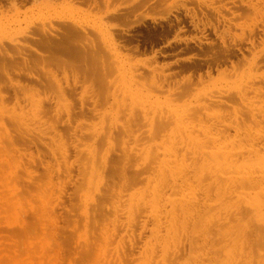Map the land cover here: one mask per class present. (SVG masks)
Returning a JSON list of instances; mask_svg holds the SVG:
<instances>
[{
    "label": "rangeland",
    "instance_id": "374dc122",
    "mask_svg": "<svg viewBox=\"0 0 264 264\" xmlns=\"http://www.w3.org/2000/svg\"><path fill=\"white\" fill-rule=\"evenodd\" d=\"M39 1L42 2V3L38 2L39 5H38V3L36 5L35 4L33 5L32 2L29 1L28 3L21 5L20 10L19 9L17 10L16 8L11 9V11L5 10L4 9L5 7L10 6V4H8V3L5 4L6 6L4 8L0 6V12H1V8L4 11V12L3 11L1 12L2 14H0L1 15L0 16V22H3L4 20H5L4 22H7V21L10 22L12 20H15V26L14 27H17L15 29L11 30V32L7 31V33H12L13 31H15L18 28L24 29L27 26L28 19H34V18H36V15L38 17L39 15H43V14H45L44 15L45 18L47 17L49 19L48 21H51V23L53 24V27H55L54 24L56 25L55 31H60L62 29V21H60L59 17H63V16L65 17L66 16V17L70 18L69 16L71 15V17H73V18L76 17V18L82 19L84 21V23L89 24L92 27L95 25L96 27L99 28V26L104 23V25L102 27L105 28V26H106L114 34L121 33L122 30L126 29L130 25V23H131L130 21L132 19H133L132 20V22H133L134 19L137 20L139 18H143L145 21L144 23L146 25L144 24V26H139V27H135L133 29H130L129 33L131 34V33H135L138 31H143V33H145V37L148 40H147V42L144 43V45H143V47H141V49H145L147 52H151L152 50L158 48V46L162 45V44L174 45V41H173L174 39H173L171 32H169V33L161 32L162 28L166 27V23H162L160 25L159 24H152L150 17H160V15L162 16L166 12L167 7H169L175 1H177L179 5L185 4L188 7H190L191 12L192 11H198V10L201 11L199 8V1L198 0H156V1L153 0L150 3H147L145 7H143L144 10L142 8H138V9L133 8V5H134V3H136L135 2L136 0H127V1H125V0H108V1L107 0H103V1L102 0H87L89 2L88 4L86 2H81V0H71V1L62 0L63 2L61 0H53L54 2L52 0H50V4L54 8L57 9L56 12L52 11V9H50V12H47V9L44 8V5L47 3V1L43 0L45 4H43L42 0H39ZM200 1H206L208 4L209 3L211 4V2H213V6L215 7V9L217 6L219 8L222 5L227 7L224 11H225V13H227V16L233 20L231 25H235V28L233 30H231L232 34L233 33L240 34L241 33L240 26H243L244 32H246V33L248 31H250L249 29H251V28H253L255 30L257 29L256 31H258V32H259V29H261L260 32L263 31L262 28L264 29V22H263L264 16L262 18H259L256 23H254L252 20L254 18V14H253V16L250 15V16L244 17V15H246V13H245L246 11H248L249 14H252V11L248 10L247 7H245V11H244L245 14L243 13V11L239 10V8L236 5L240 4V1H242V0H226L227 2L225 0H211V1L210 0H200ZM224 1L226 3H224ZM92 3H94V4H92ZM167 3L169 4L168 6H167ZM72 4H74V6H72ZM75 6H77L81 11L78 8H77L78 10L74 9ZM104 6H106L108 8V10L111 9L112 11L111 10L106 11L107 8ZM40 7H42V8H40ZM69 7H71V8H69ZM72 7L76 11H72V10L69 11V9H72ZM193 7H194V9H193ZM196 7L198 8V10L195 9ZM101 8H103V9L101 10ZM105 8H106V10H105ZM116 8H117L116 13L112 14V12H114L116 10ZM261 8H263V9H260V7H259L261 13H263L264 12V4H261ZM27 9H28V11H26ZM37 9H39V10H37ZM87 9H88V11H87ZM97 9H99V10H97ZM40 10H41V12H40ZM36 11H38V13ZM89 11H91V12H89ZM185 11L186 10H182V9L172 11L171 12L172 14H169L167 16L168 17L167 21H169L170 19H173L174 15H178L180 12H185ZM230 11L233 12V15H234V12L238 11L237 14L235 13V16H238L239 13H241V15H243V16L235 17V16L231 15L232 13ZM210 12H213V9H211ZM29 14H30V17H27V16H29ZM23 15H24V17H23ZM25 17H27V18H25ZM126 17L128 19H126ZM22 18H25L26 21L25 20L23 21ZM21 19H22L21 22L17 21V20H21ZM105 19H106V21H105ZM122 19H123V21L126 19V21L121 22ZM109 20H111V21L109 22ZM115 21H116V23L117 22L119 23V26H118V28L113 29V25H114ZM19 23H21V24H19ZM56 23H58V24H56ZM18 24L20 25V27L17 26ZM48 24L49 23H47V25ZM116 25H118V24H116ZM153 26H154V28H153ZM260 26H262V27H260ZM92 27H91V29H92ZM48 28H49V26H48ZM220 30H222V28ZM52 31H54V30H52ZM87 31L89 32L88 36H86L87 38L85 37V35L83 36L87 39V42L89 43L90 41H92L94 39L97 46L100 47L101 46L100 36L97 35L98 37H96V36L92 35V33H90L89 29ZM158 31L161 34H163V35H161L162 40H160L157 43H154V46H152L153 41H154L153 40V34L159 33ZM232 34L229 37H227V43L232 44V46H233L234 42H232V41L234 40V38L232 37L233 36ZM178 35L185 37V38L186 37H190V38L194 37V36H191V34L187 35L185 33H176L174 36L176 37ZM185 35H187V36H185ZM15 36H16V34L13 33L12 38H15ZM4 38H7V37L5 35L4 36L0 35V39L2 41L7 42V40ZM21 38L22 37L20 36V40L23 41ZM90 38H91V40H90ZM86 39H85V42H86ZM5 44L10 46V44H8V43H5ZM66 46H69V45H66ZM249 46L250 45L248 44V46L246 47V50L248 49L247 51H250V52L244 51V54H246V58H248V59L252 58L251 54L253 52H258L263 48L261 46V44H257V46L255 47V50H252L251 47H249ZM144 47H146V48H144ZM251 50H252V52H251ZM157 51H159V50H157ZM159 52H162L164 54L168 53V52H170V48H163ZM184 52H187V50H185ZM189 52H192V51L190 50L187 53H189ZM180 53L182 54L183 52H180ZM214 53H215V51H214ZM59 54H57V58L59 57L61 59H67V65H66V68L63 67L64 71L62 70V68H59L58 69L59 71L56 69H52V71L55 75L54 79H57L54 81L55 82L61 81L60 85L62 86L61 88L63 90H64V87L66 89V85H70V84L72 85L73 80L76 81L77 78H75V76L78 77L77 82L80 83V84L78 83V86H76L75 91H73V93L71 92L72 94L70 93L69 89H66L67 92H66V90L63 91V93L65 94L66 97L65 98L63 97L64 100L63 101L60 100V102H59L60 105L62 103V106L59 108L60 112L58 113L60 115V117H59L60 119L57 118V115L55 114L56 112L54 111V107L56 105L54 103L57 101V98L52 95L53 94L52 91L50 92L47 89L43 91V89L41 88L40 96L42 95V97L38 99L39 94L37 96H36V94H34L33 95L34 97H32V98L36 97L37 98V99L35 98L36 102L40 103L41 105H44L46 103V97L49 96L50 104H51L50 106L52 109V110H50V113L47 115L49 117H47L45 115H44V117L43 116L41 117V115H40V117L34 119L31 115V111H30L31 106H29L30 105L29 102L27 101L26 98H24L23 94H20V95H22V97H20V95H19V105H20L19 107L23 108V110H22L23 115L26 116L25 118L28 121V123L30 124L29 128H30V131H32L31 134L27 133V134H29L27 136V134L25 133V135L23 137H21L22 136L21 134H23V133L17 132V130H13V127L8 122L5 121L7 124L6 126L7 127L9 126V128L11 127L10 133L12 132V134H11L12 140H11V142H10V140L6 141V139L3 138L4 135L1 137L3 140L6 141L3 145H6V143H9L8 144L9 146L6 145V146H8V150H7L8 154L0 157V178H1L0 179V264H45V263L48 264V262H49V264H96L97 262H98L97 264H101L100 262H102V264L103 263L104 264H141V262H142V261H140L141 259L143 260V263H144V259H143L144 254L142 255V253L146 249V248H144V247H146L145 243H147L151 237L150 235H151V229L153 227L152 226L153 225V223H152L153 218L151 219V216H149V209L148 208H146V209L142 208L141 213L138 215L139 217L137 216L138 217L137 220L132 223L133 225H130L131 227L130 226L128 227L127 226L128 222L126 220V217H127L126 210H124V209H125V206L127 205V203L129 202L128 200H130L131 197H132V200L134 202H136L137 199L139 200V198L142 197V195H143V197L145 196L144 197L145 200H148L147 196L151 194V190H152L151 188H153V186H154L152 184L156 183L155 181H153L154 180L153 177L156 175V172H157V165L158 164H156V163L161 161L162 158H163V160H166L168 158L174 159L175 156H176L175 159L176 158H177V160L185 159V161L188 163V162L192 161L191 159H194V158L195 159L199 158L202 160L205 158L210 159L209 156H214V154L219 156L222 153H224L225 155H228L230 153V155H228V156L232 157V155H234V153H235V155L238 153L235 157L234 156L233 157L236 159L238 158V160H240L243 158L244 155L246 156V154H249V153H247L249 150H251L250 151L251 153L252 152L256 153V152H258V150L259 151L263 150L261 152L264 153V127H263L264 123L262 121V120H264V116H262V115H264V113H263L264 112L263 111L264 105L263 106H262V104L260 105L261 100H264V95L259 96V98L262 97L263 99L260 98V101L255 102V103L259 104L261 107L260 110L256 109L255 112H257V113L260 111L262 112V113L260 112L261 115H259V118L257 117L258 119H255V121L256 122L258 121L257 123H259V122L263 123V125L258 124L261 127L258 126L257 123L252 119L253 122H255V128H254L253 124L250 125L252 122L250 118H248L245 115H242L241 113L239 114V112H238L239 101L238 100H237L238 102L236 101L238 104L236 102L234 103V101L236 99L234 100L233 98L231 99L230 97H228L229 95L235 96L236 95V94H234L235 92L238 93L237 91H239V89H238L239 88V82L242 81V79H244L245 81H248V80L249 81H252V80L255 81L257 79L264 78V65H261V63L256 68V70H252L254 73L256 72L255 74L258 78L248 77V73H249L248 62H246L245 67H243L244 62H242L243 66H241V69L239 67L241 65V63H239V65H238L240 70L236 69L237 71H234V70L231 71L232 69L229 66H226L225 68L221 67V68H219L220 70L218 69V71L217 70L216 71H210L209 76L205 75L204 73H201V76H196L195 78H193L191 84H188L184 80V78L186 79L188 76V75H186L187 73L179 72L173 76L172 74H174L175 71H178L177 68H174L173 66H172L173 68H171V69H168V68L156 69L157 70V71H155L156 73L161 72L162 75H167L164 83H162V84H161V82L157 83V85H160L162 91L159 90L156 92V89L152 88L147 80H145V81L147 82L148 85H146V83L144 82V79H142V77H140L138 79L139 83L136 86H133L134 89L137 90L136 92L139 91L138 92L139 94L138 93L136 94L135 90H133L132 93L136 97L139 96L140 97L139 100H141V101L136 100V103L138 104V106H135V107L137 109L139 107V109H140V108H142V106H144L145 111H143V109H140V111H139V109L137 110L135 108L136 110L134 109L133 114H131V112H129V110H128V106H126V105H129L128 101H130L129 95H127V94L131 93V92H129L130 90H128L127 88L132 87V84L130 82L128 84V81H127V80H129L128 78L130 76V75L126 74L127 73L126 70L129 69L128 66H125V67L122 66V65H125V62H123V64H122V62L119 63L121 61V59L115 60L114 58L110 57L109 54L106 55L108 60H105L106 58H104V57L96 60L97 62L98 61L101 62V60L102 61L104 60V62L106 63V66L105 65L101 66V63H100L101 69L102 68L105 69V72L102 69L104 72L103 74H105V77H107V75L109 76L104 81L105 78H102V79L100 78L101 76L104 77V75L103 74L101 75L102 70L99 71L100 66H98L96 64L97 62L94 63L93 61L91 62V60L83 61V60L78 59V58L65 56L63 53H59ZM103 54L104 53H102L101 50L99 49L98 56H100V55L103 56ZM145 55H147V54H145ZM145 55L142 54L141 55L142 57L141 56L138 57V55H134V56H132V59H130V61H128V65L129 64L133 65V67H132L133 69L131 70L132 73H134L135 70L140 69L141 71L146 72V73H144V75L148 76V74H150V72H149L150 70L145 68L142 65L143 63H146L148 65V67L153 68L157 64L160 65L163 63L164 65L168 66V65H173V63L175 64L178 61L183 62L188 57V56H186V57L185 56H183V57L179 56V57H177L179 59H177L175 61H173V60L176 57H173V58L172 57H162V60L160 59L161 62L160 61H156V62L151 61L150 62V61H145V59H144L146 57ZM135 57H138V58L135 59ZM241 57L242 56H240L239 58H241ZM50 59L54 60L53 58H50ZM171 59H172V61H171ZM217 59H219V58H217ZM143 60H144V62H143ZM139 61H141V62L138 63ZM236 61L239 62V60H236ZM259 61H258V63H259ZM53 62H55V61H53ZM53 62H51V63H53ZM157 62H159L160 64ZM107 63L111 64L110 67L108 66ZM208 63H210V61H208ZM94 64H96V66H93ZM31 65L34 66V64H32V63H31ZM92 67H95V68H92ZM97 67H98V69H97ZM77 68H82V69L88 68V74H87L88 77H86V79L83 78L80 74V71L77 70ZM90 68L93 70L94 69L96 70V72H93L94 78L91 77L92 71H90L91 70ZM206 68H207V66L204 67V69H206ZM224 69L226 70V72H225L226 75L220 74ZM253 69H255V68H253ZM29 70L30 71L32 70L34 74H38L42 78L45 77L44 76L45 73L43 71H41L42 69H40V67H34L32 69L29 68ZM106 71H107V73H106ZM229 71H231V72L229 74H227ZM242 72L245 74V75L243 74L244 76L242 75ZM43 73H44V75H42ZM76 73H78V74H76ZM251 75H253V74H251ZM198 77H200V79H198ZM89 78L92 79V81H90V83H88L89 82L88 80H90ZM250 78L252 80H250ZM17 79L21 80L18 75H15V81H17ZM83 79H84V81H82ZM22 80L23 81L21 84H23L25 82L23 78H22ZM49 80H51V82H52V79H49ZM101 80H103V81H101ZM91 83L92 84L94 83V84L92 85ZM249 83H251V82H249ZM24 84H26V83H24ZM24 84L22 86H24ZM88 84H89V86H87ZM110 84L112 85L111 87H110ZM0 86H4V85L1 83ZM187 86L189 89H186ZM86 87H90V89L88 88L86 91H84ZM150 87L152 89H150ZM173 87H174V89H173ZM34 88L37 89V87H34ZM108 88H110L109 89L110 91L108 90ZM163 88H164V91H163ZM169 89L172 90L173 92H169ZM175 89H176V91H174ZM0 90H1L0 92L2 93V95L6 96V97H3V99L1 100V93H0V100H1L0 103L3 102L2 103L3 105L6 103L5 106H7V108L5 106H4V108H6L7 110H10V111L15 110V109H12L13 108L12 106L15 102V100L13 102V95H14L13 89H11V88L8 89L6 87H4V88L0 87ZM113 90H114L115 94H119L120 91L122 90L121 91L122 96L124 95V92L127 93L124 95V97H128L126 100L127 104L124 101V103L126 105H124L123 108L118 107L116 109L115 104L112 101V99H106L107 102L104 99L105 96L108 95V92L110 95L112 93L111 91H113ZM184 90H185V92H184ZM3 93H5V94H3ZM140 93L142 96H140ZM45 94H47V96ZM171 94H173V95H171ZM96 95H98L97 101H99L100 103L97 102V104L93 108L92 107L93 104H92V101L90 99L93 96L95 97ZM248 95L250 97L253 96L251 92H249ZM81 96L82 97L84 96V97L82 98ZM141 97H142V99H141ZM143 97L149 98V99H147L148 101L146 100V98L144 99ZM23 98H24V100H23ZM211 99H212V101L218 100V99H223V100L225 99V100H228L227 102H229L230 104L228 103V104L220 105V107L221 108L224 107V109L222 108L223 109L222 110L219 107L220 108V110H219L218 108H216L217 107L216 105L215 106L208 105V102H210ZM149 100H151V101H149ZM231 100H234V101H231ZM22 101L23 102L25 101V102L23 103ZM26 101H27V103H26ZM81 101H83L84 103H81ZM139 102H141L142 104L144 103V105H141ZM136 103H135V105H137ZM150 103L155 105V107L152 105L149 106ZM232 103L237 104V105H233ZM2 104H0V107H3ZM81 104L86 106V107H84V110H81V106H82ZM204 104H207V106H205V109L202 107V106H204ZM146 105L149 107H147ZM226 106H228L229 108H227ZM58 107H55V110ZM65 107H68V108H65ZM87 107L89 109L92 108L94 110L88 109L89 110L88 111ZM225 107L227 108V110L225 109ZM146 108H147V110H146ZM148 108L152 109L151 112L149 111L150 109L148 110ZM154 108H156L155 110L157 112H155ZM187 108H189V109H187ZM199 108H202L200 114H202L204 112H205L204 114H206V113L209 114L211 112V114L208 115L209 117H206V115H203L201 118L196 117V116H192L188 119V121L186 120L187 124L188 123H189V125L192 124V126H193V127L191 126L192 134L196 135L195 136L196 139L197 140L199 139L198 142H200V140H202L204 138V136H206V134L208 136V139L204 138L200 142V143H204L205 145L204 144L202 146L199 145L200 147H198V148H201V149H199L198 151L202 156L200 155L197 157V156H192V154H190L189 151L186 150L187 147H183L184 145L179 140L180 139V137H179L180 136V132H179L180 130L177 131V127L173 123L169 124L170 127H168V124H167V127H168V129H167L168 131H167V130H165L167 128L165 126L166 124L163 125V126H165V128H162L163 126L160 127L159 126V120H157V119L159 118V115H162V116L165 115V114L164 115L159 114L160 113L159 110L164 111V113H166V111L169 110V111H173V112H180V113L183 112L184 114L187 112L186 114H190L191 112L197 111V109L200 110ZM24 109L26 110V112ZM66 109H68V110H66ZM122 109H123V111H122ZM224 110L226 112H224ZM15 111L19 113L18 107L16 108ZM146 111H148V113ZM236 111H237V114L235 113ZM188 112H190V113H188ZM139 113H142V114L140 115ZM144 113L145 114L147 113V114L143 115ZM212 113H214V115ZM68 114H69V116L71 115L69 118H68ZM131 115H133V117L130 118ZM140 116L142 117V119ZM239 116L242 119H240ZM134 117H135V119H134ZM235 117L236 118L239 117L237 119L238 120L237 123H239L238 125L239 126L241 125V127H242V123L244 126L245 124H248L246 122H248L250 120L251 122H249L250 123L249 126H251L252 129H251V127H248L245 125L244 127H246V131H240L237 135V132L235 131V129H237L239 126L235 125V124H237L236 122H234V121H236ZM144 118H146V119H144ZM147 118H149V120ZM197 118H198V120H197ZM260 118H262V119H260ZM57 119H59V121H56ZM139 119H140V122H142L143 124L139 123ZM133 120L138 122V126H136L137 125L136 122H135L136 123V125H135ZM241 120H244L245 122L241 121ZM144 122H146L147 124ZM191 122H193V123H191ZM41 124H43V125H41ZM139 124H140V126H139ZM151 124H153V126H151ZM172 124H173V126H172ZM197 125L200 129L197 127ZM224 125H226V126H224ZM229 125H231L230 128H228ZM126 126H127V128L132 127L130 129L131 133L130 134L126 133V134H128L127 136H126L125 132H129V131L126 130L127 129ZM142 126H144V127H142ZM171 126H172V128H171ZM216 126L219 128H217ZM233 126H235V128ZM236 126H237V128H236ZM106 127H108V128H106ZM205 127L206 128L211 127V130L205 131V129H206ZM215 128H217V129L215 131H213ZM222 128H223V130H221ZM258 128L260 129L261 133L263 132V135L257 136V138L260 137L259 138L260 141H258L259 144H256V146H259L260 148L258 150L256 148L248 149V147H246V145H248V143H252L251 139L256 135V130H254V129H258ZM33 129H35V130H33ZM103 129H104V131H103ZM106 129L108 130L107 133L109 132V133H111V135L114 132L113 138H112V136L109 139L107 137L103 138ZM112 129H113V131H112ZM118 129H119V131H118ZM217 130L219 132L221 131V134L219 135V133H218L219 136H216V138L214 139L215 141L214 140L211 141L209 136L211 134L212 135L217 134L216 133ZM226 130L228 132H226ZM102 131L104 132L103 135L100 134V132H102ZM160 131H161V133H160ZM93 132H97V133L94 134ZM193 132H195V133H193ZM210 132H212V133H210ZM122 133H124V134H122ZM172 133H174V134L172 135ZM222 133H223V135L226 133L227 136H225L226 134L223 136ZM228 133H229V135H228ZM0 135H2V133ZM96 135H98V136L100 135L99 137L101 139ZM194 135H192V136H194ZM228 136H230V137H228ZM236 136L239 137L240 139H237ZM249 136H250V138H249ZM1 138H0V141H2ZM175 138H177L179 142ZM217 138H219V140ZM244 138H246V139H244ZM102 139L103 140L106 139V140L103 141ZM206 139H207V141L208 140H210V141L207 142V141H205ZM16 140H18V141H16ZM111 140H112V142H111ZM217 140H218V142H217ZM232 140H234V141H232ZM106 141L109 142V144H108L109 146L106 144L107 143ZM203 141H205V142H203ZM14 142H16V143H14ZM166 142H167L168 146L171 145L172 147L170 146L171 147L170 148L167 145H165ZM214 142H217V143H214ZM34 143H36V144H34ZM228 143L233 144V145H230ZM16 144H17V147H16ZM211 144H213V145H211ZM215 144L216 145L218 144L217 147ZM224 144H225V146H224ZM92 145L94 147L103 146V147H101V149H102L101 155H103V156L104 155L106 156V154H107L106 150L109 149V153L106 156L107 159H109L108 160L109 166H108V168H106L105 171L103 170L104 182H103V184L100 185V187H101L100 191L101 192L94 191L95 190V184L94 183H96V181H94L93 185L88 189V190H90V192H88V190H87V175H89V171H88V169H89V167H88L89 150H88V148L90 149V147ZM219 145H221L222 147ZM241 145L243 146V148L239 149ZM164 146L167 149L165 153H164L165 150L163 149ZM213 146L216 147V149L213 148ZM179 147L181 149H179ZM182 148H184V149H182ZM218 148L220 150H218ZM111 149H113V150L111 151ZM153 149L156 150V152L154 154L150 153V150L152 151ZM214 149L220 151V154L218 151H215ZM245 149H248V151L246 150L247 151L246 152ZM0 150H2L1 147H0ZM76 150L79 153H77ZM104 150H105V152H104ZM154 150L152 152H154ZM185 150L188 152H186ZM205 150L207 151L206 154H205ZM243 150L245 151L244 154H243V152H244ZM52 151H55V153L57 152L55 158L58 161H60V163H61L59 172H58V167H57L58 164H57V162L55 163V160H53L54 157H52L53 156L51 154ZM158 151H160L162 153H159ZM173 151L177 152L176 155H175V152H173ZM221 151H222V153H221ZM228 151H231V152H228ZM226 152H228V154ZM0 153H1L0 154V156H1L3 154V151H1ZM172 153H174V154L172 155ZM183 153H185V155ZM203 153H204V155H203ZM224 154H222V155H224ZM205 155H208V156L206 157ZM260 155H262V154L260 153ZM170 156H171V158H170ZM180 156H182V157H180ZM186 156H187V158H186ZM204 156H205V158H204ZM251 156H252V154L250 155V157ZM10 157H11V159H10ZM84 157H85V159H84ZM201 157H203V158H201ZM8 158H9V161H8L9 164L6 162L7 160L5 161V159H8ZM154 158L156 159V161L154 160ZM254 158L252 156L253 161H250L251 164L259 163L262 160V156H261V158H256V159H254ZM15 159H16V161H15ZM113 159H114V161H113ZM11 160H14V161L10 162ZM136 160H138V161H136ZM113 162H115V164H113ZM11 163L14 166L13 173L16 170H19V172L16 171L15 174H13V176H15L18 173V176L21 177L20 180L17 179V181L19 180V183L21 184L20 185L17 182V185L19 187L17 194L22 192L21 194L18 195L19 196L18 198H22L21 200L24 199L23 201L25 202L24 203L23 201H21V204H23L24 208H23V212H21V214H19V215H18V213H20V211L17 213V212H15V210H12L13 209L12 204L14 203V201H16L15 195L9 193V190L6 187H4V185H3V184H5V182H4L5 176L7 178L12 173V172H10L11 169L10 170L7 169V168H9L8 166H11L10 165ZM111 163L113 165H115L114 169H111ZM250 163L248 162L249 165H250ZM3 165H4V167H2ZM16 166H18V167H16ZM1 167H2V169H1ZM3 169H5V170H3ZM47 169H49V170H47ZM80 170H81V173H80ZM30 171H31V178L28 176V172H30ZM45 171H48V172H45ZM4 172H6V173H4ZM48 174L50 175V179H52L51 186H48V188L53 190V192H52L53 195L50 198V205L48 206L47 213H49V216H50V218H52V220H48L50 218L47 217L48 214L46 213V218H44V219L47 221L46 222L44 220H42V221H44L46 224L44 222L43 223L47 226H45V225L42 226L43 223L38 220L39 215H37V212H38L37 208L39 207V203L37 201H40V199L39 200L37 199L38 198L37 194H39L40 190L39 189L37 190L36 188H38L41 185L43 186L47 182ZM58 175L60 176L61 179L63 178L62 181ZM42 177L44 178L43 179L44 181L43 180L40 181V179H42ZM150 178H153V179L148 183V180ZM189 178H190V181L192 180L190 183L192 185L194 184L193 189L195 190V191H191V193L193 195L191 194L192 196L191 195L189 196L191 201H192V203L190 205V212H191V218L192 217L193 218L191 220L197 221L199 218L198 214L199 213L202 214L203 210L204 211L206 210V207L207 208H208V206L210 207V200H205L203 197L205 194L204 193L205 188H203V187H205L204 186L205 184L203 183L204 185H202L201 182H198L199 183V188H198V187H196V186H198V183L195 180L196 178H194V176H192V175H189ZM193 178H194V180H193ZM45 179H46V181H45ZM58 179H60V180H58ZM8 180H12V177L10 176ZM155 180H156V178H155ZM147 183H148V185H147ZM60 184L62 186V189L60 188L61 187ZM27 185H28V187H27ZM29 187H31V189ZM22 189H24V191ZM203 189H204V191H203ZM59 190H61V192H59L60 195L59 196H58V194L55 195V193L58 192ZM91 190H93L92 193H91ZM171 191H173V190H170V191L168 190L167 195L170 198H172V196L175 198V195H176V198H177L178 195L175 192L176 190L173 192H171ZM214 191L215 190L213 188L210 191L211 200L215 198ZM246 191L247 192H249V191L250 192H252V191L256 192L255 190H246ZM40 192H42V191H40ZM102 192H104V193H102ZM141 192H145V193H141ZM86 194L89 195V197H91V196H93V198L95 197L94 200L96 199L95 200L96 202L95 201H89L88 203H90V204L86 203V205H84L85 204L84 200H85ZM101 195H102V197H101ZM130 195H131V197H130ZM104 196H106V197H104ZM100 197H101V199H100ZM103 198L104 199L106 198V200H104ZM98 199H100V200H98ZM108 199H110L111 201ZM119 199H120V201H119ZM164 199H165V197H164ZM164 199H162V200L164 201ZM30 200L33 202L32 203L33 206H31V207H35V208L30 207V204H31ZM103 200L105 203L103 202ZM125 200H127V201H125ZM224 200L220 201L221 204L219 203V205H216V204H218V203H216L215 205L216 206L223 205V206H221V209H223L228 204L231 206L236 202L235 198H233V200L232 199L231 200L226 199L225 201ZM204 201H206V202H204ZM101 202H103V203H101ZM207 203L209 205H207ZM84 206H86V207H84ZM95 207H96V209H95ZM214 208L216 209V207H214ZM52 211H53V213H52ZM115 211L117 212V214H116L117 218L115 217V213H114ZM231 211H234V207L231 208ZM95 212H96V214H95ZM122 213H124V214H122ZM13 214L20 216V217L16 216L17 222H16L15 216H13ZM98 214H100V216ZM230 214H232V212ZM98 216L102 217V218H99ZM243 217L241 219H239L240 218L239 217L238 220L231 217L229 224L231 226H233V224L236 225V223H234V222L237 221V224H238V222H240L242 219H243L242 222H244V223L248 222L249 225L252 224L251 222L254 219H252L251 216L250 217L245 216L244 218L247 217L246 219H244ZM114 218H116L117 220ZM196 218H197V220H195ZM39 219H42V218H39ZM113 220L117 221V222L115 221V226H114L115 229H112L113 228L112 227ZM38 221L41 222L42 224L40 225ZM53 221H56V222H53ZM231 221L232 222L234 221L233 224ZM47 222H48V224H47ZM192 223L193 222H191V224ZM229 224H227V226H229V228L228 227H226V228L231 229V226ZM143 225H144V227H143ZM27 227H28V229H27ZM35 228H37V229H35ZM43 229H44V231H43ZM189 229L187 231V235H185L183 237L181 244L179 245V247L177 249L178 251L176 250L173 257L171 256V258H169V257L166 258V264H187V263L188 264H190V263L191 264H195V263L196 264H198V263L199 264H201V263L202 264H219L221 262V260H219V258L221 256L224 258L223 253L221 254L220 251H222L221 247H223L225 245V243L217 246L218 244L212 245L214 243H211V241L209 242V240H208V243H210V244L205 243L204 245H202L203 242L201 243L200 239L201 238L203 239V237H200V239H198L196 236L191 234V227ZM214 229L216 230V228H214ZM214 229H213V233H211L212 235L209 236L213 240L215 237L213 235V234H215ZM20 233H22V234H20ZM163 233H164V230L162 229L161 234H163ZM24 234H26V236H24ZM107 235L110 238L108 237V239H107L106 238ZM159 238H161V237H159ZM251 239L256 240V238H251ZM256 241H255V244L258 243ZM45 242L47 245L45 244ZM215 243H217V242H215ZM43 244H45V247H44L45 251L44 250L42 251V245ZM154 244H157V246L156 245H154V246L156 248V251L158 253H160V248H161V247L159 248V244H161L160 241H159V243H158V241L157 242L155 241ZM191 244H193V245L196 244V245H194V246H196V247H194L195 249L192 248L193 253L195 252V250H197L196 252H200V250L202 249L201 253L198 254L196 259H194V257H193L194 255H190L189 249H190ZM197 244L200 246L202 245L204 247H202V246L198 247ZM102 247L106 248L105 249L107 252L106 255H108L107 261H103V259L100 256L98 258L101 260L99 261V259H98L96 262L94 260L96 259V256L98 253L97 254H95V253L100 251V249H104ZM215 247H216V249H215ZM256 248L258 249L259 246H257ZM91 249L93 251H91ZM260 250L264 251V248L260 247V249L258 250L259 252L257 251L258 253L255 250L252 251L251 255L252 256L256 255L255 256L256 259H254L255 257L253 256V260H254L253 264H255V263L257 264L259 259L260 260L263 259V257H262L263 254L259 255V253L261 252ZM84 253H86L87 255ZM119 254H121V256ZM194 254H196V253H194ZM191 256H192V258H191ZM218 256H219V258L217 259ZM257 256L259 257V259ZM260 256H261V258H260ZM42 257H43V259H42ZM85 257H87V259ZM176 257H178V258H176ZM214 257H216V258H214ZM31 258H32V260H31ZM58 258L61 260H59ZM90 258H92V259H90ZM201 259H203V261ZM215 259L217 261L219 260V262H217V261L214 262ZM120 260H122V262ZM57 261H59V262H57ZM193 261H195V262H193ZM159 263L163 264L162 261H160Z\"/></svg>",
    "mask_w": 264,
    "mask_h": 264
},
{
    "label": "bare ground",
    "instance_id": "6f19581e",
    "mask_svg": "<svg viewBox=\"0 0 264 264\" xmlns=\"http://www.w3.org/2000/svg\"><path fill=\"white\" fill-rule=\"evenodd\" d=\"M29 1H31L32 2V4L34 5H36L38 2L40 3L41 1H39V0H0V6L1 7H5L6 5L5 4H10V6L9 7H5L4 9L5 10H10L11 11V9H19L20 10V6L21 5H23V4H26V3H28ZM43 1V0H42ZM45 1H47V3L45 4L44 3V1H43V4H45L44 5V8L45 9H47V12H50V9H52V11H54V12H56L57 11V9L56 8H54L51 4H50V0H45ZM53 1V0H52ZM62 1V0H61ZM69 1H71V0H69ZM103 1V0H102ZM108 1V0H107ZM106 1V2H107ZM125 1H127V0H125ZM151 1H153V0H136L135 2L136 3H134V5H133V8L134 9H138V8H142L143 9V7H145L146 6V4L147 3H150ZM156 1V0H155ZM154 1V2H155ZM199 1V8H200V10L201 11H199L198 10V6L195 8V9H197L198 11H192L191 12V9H190V7H188L187 5H185V4H181V5H179L178 4V2L177 1H175V2H173L169 7H167V9H166V12L161 16L160 15V17H150V20H151V23L152 24H162V23H166V27L165 28H162V30H161V32H164V33H169L170 32V28H169V24H170V22H172V19H170L169 21H167V16L169 15V14H172L171 12L172 11H174V10H186L185 12H187L188 14H190V15H193V17L194 18H198V17H200L199 15H200V13H202L203 14V18H207V21L209 22V24H210V22L212 21V19H213V21H215V20H217L216 22H218V25L216 24V28H214L215 29V32L217 33L216 34V36L218 35V38H219V40H220V43H214V44H207V46H202V49L200 50H198V51H196V52H194L195 50H193V48H185V49H182L181 50V52H183L182 54L181 53H179L178 54V57L179 56H182L183 57V55H188V57L186 58V60L185 61H183V62H181V61H178V62H176L175 64L173 63V65H168V66H166V65H164L163 63L162 64H160L159 62H157V63H159L160 65H156V66H154L153 68H151V67H148V65L146 64V63H143L142 65L145 67V68H147V69H149L150 71V74H148V76H146V75H144V73H146V72H143V71H141L140 69L139 70H135L134 71V73H132L131 72V70L133 69L132 67H133V65H131V64H129L128 65V61H130V59H132V56H134V55H138V57H140L142 54L143 55H145V54H147V55H145L146 57L144 58L145 59V61H160V59L162 60V52H159V51H157V50H152L151 52H147L145 49H141V47H139V46H132V40L130 39V37H129V31H130V29H133V28H135V27H139V26H144V19L143 18H139V19H137V20H135L134 19V21L132 22V20L130 21L131 23H130V25L126 28V29H124V30H122V32L121 33H117V34H114L112 31H110L106 26H105V28L104 27H102L103 25H104V23L102 24V25H100L99 26V28L98 27H96L95 25L92 27V26H90L89 24H86V23H84V21L82 20V19H80V18H73V17H71V15L69 16L70 18H68V17H59V19H60V21H62V29L60 30V31H55V28H56V25L54 24V26L55 27H53V24L51 23V21H48L49 19L46 17L45 18V14H43V15H39L38 17H37V15H36V18H34V19H28V21H27V26L24 28V29H22V28H18V29H16L15 31H13L12 33H7V31H10L11 32V30H13V29H15V28H17V27H14L15 26V20H12V21H10V22H8L7 20V22H0V35L1 36H6L7 38H4V39H6L7 40V42H5V41H2L1 39H0V85H1V83L4 85V86H0L1 88H4V87H6V88H11V89H13V91H14V95H13V102H14V100H15V102H14V104H13V108L12 109H15L16 110V108L18 107V109H19V113L18 112H16L15 110H12V111H10V110H7L6 108H7V106H5L6 105V103L3 105L2 103H0V104H2L3 105V107H0V134L2 133V135H0V138L3 136V138H5L6 139V141L7 140H10V142H11V140H12V132L10 133V128H9V126L7 127L6 125V122H8L12 127H13V130H17V132H20V133H23V134H21L22 136L21 137H23L24 135H25V133L27 134V133H29V134H31V132L32 131H30V128H29V126H30V124L28 123V121L26 120V116H24L23 115V108H20L19 106V95L20 94H23L24 95V98H26L27 99V101L29 102V106H31L30 107V111H31V115H32V117L35 119V118H38V117H40V115H41V117L43 116L44 117V115L45 116H47L49 113H50V110H52L51 109V104H50V99H49V96H47V94H45L47 97H46V103L44 104V105H41L40 103H38V102H36V99L35 98H32V97H34L33 95L34 94H36V96L39 94V96H40V90H41V88L43 89V91L44 90H49L50 92L52 91V95L53 96H55L56 98H57V101L54 103V104H56L55 105V107H58V108H56V110H55V107H54V111L56 112L55 114L57 115V118H59L60 117V115L58 114L59 112H60V107L62 106V103H61V105L59 104V102H60V100L61 101H63L64 99H63V97L65 98L66 96H65V94L63 93V91L64 90H66V89H69V91H70V93L72 92L73 93V91H75V89H76V86H78V83L79 82H77V80H78V77H76L75 75V78H77L76 79V81L75 80H73V82H72V85L70 84V85H66V89H65V87H64V90L61 88L62 86L60 85V82L59 81H57V82H55L54 80H57V79H54V73H53V71H52V69H56V70H58L59 68H62V70H63V67H65L66 68V65H67V59H61V58H57V54H59V53H63L65 56H70V57H74V58H78V59H81V60H83V61H86V60H91V62L93 61L94 63L95 62H97L96 60H98V59H100V58H102V57H104V58H106L105 60H108V58L106 57V55L107 54H109V56L110 57H112V58H114L115 60H118V59H121V61L119 62V63H121L122 62V64H123V62H125V65H122L123 67H125V66H128V70H126V74H128V75H130L129 76V80H127L126 78V80L128 81V84H129V82L132 84V87H129V88H127L128 90H130L129 92H131L132 93V91L133 90H135L134 89V87L133 86H136L138 83H139V78L140 77H142V79H144V82L146 83V85H148L147 84V82L145 81V80H147L148 81V83L151 85V87L152 88H155L156 89V92L157 91H159V90H161L162 91V89H161V87H160V85H157V83H159V82H161V84L162 83H164L165 82V80H166V77H167V75H162V73L161 72H159V73H156L155 71H157L156 69H166V68H168V69H171V68H177V70L178 71H175L174 72V74H172L173 76L174 75H176V73H179V72H184V73H187L186 75H188L187 76V78L185 79L184 78V80L188 83V84H191V82H192V80H193V78H195L196 76H201V73H204L205 75H207V76H209V73H210V71H218V69L219 68H221V67H226V66H229V67H231V71H237L238 69H239V67H240V69H241V66H243V67H245V65H246V62H248V70H249V73H248V77H254V78H258L257 76H256V72L254 73L252 70H256V68L260 65V63H261V65H264V29L262 28V30L263 31H261L260 32V30L261 29H259V32L258 31H256L255 29H253V28H251V29H249L250 31H248L247 33L246 32H244V29H243V26H240V28H241V33L240 34H236V33H233L232 34V31L231 30H233L234 28H235V25H231L232 24V19H230V17H228L227 16V13H225V9L227 8L226 6H224V5H220L221 7H219L218 8V6L216 7V9H215V7L213 6V2H211V4L209 3H207L206 1H200V0H198ZM211 1V0H210ZM226 1V0H225ZM224 1V3H226ZM54 2V1H53ZM58 2V1H57ZM63 2V1H62ZM75 2V1H74ZM79 2V1H78ZM81 2H86L87 4L89 3L87 0H81ZM153 2V3H154ZM39 3H38V5H39ZM42 3V2H41ZM52 3V2H51ZM71 3V2H70ZM116 3V2H115ZM216 3V2H215ZM214 3V4H215ZM56 4V3H55ZM91 4V3H90ZM92 4H94V3H92ZM106 4V3H105ZM108 4V3H107ZM261 4H264V0H242V1H240V4H237L236 6L239 8V10L240 11H243V13H244V11H245V7H247L248 8V10H250V11H252V14H249L248 13V11H246L245 13H246V15H244V17L245 16H250V15H252L253 16V14H254V18L252 19L253 20V22L254 23H256L257 22V20L259 19V18H262L263 16H264V12L263 13H261V11H260V9H263V8H261ZM41 5V4H40ZM98 5V4H97ZM124 5V4H123ZM165 5V4H164ZM169 4L167 3V6H168ZM235 5V4H234ZM29 6V5H28ZM31 6V5H30ZM69 6V5H68ZM72 6H74V4H72ZM27 7V6H26ZM58 7V6H57ZM104 7H106V6H104ZM204 9H203V8ZM259 7H260V9H259ZM25 8V7H24ZM35 8V7H34ZM33 8V9H34ZM40 8H42V7H40ZM69 8H71V7H69ZM78 7L77 6H75L74 7V9H77ZM98 8V7H97ZM100 8V7H99ZM107 8V7H106ZM106 8H105V10H106ZM202 8V9H201ZM218 8V9H217ZM233 8V7H232ZM26 9V8H25ZM29 9V8H28ZM28 9L26 10V11H28ZM32 9V8H31ZM30 9V10H31ZM73 9V7H72V9H69V11H76V10H74ZM79 9V8H78ZM77 9V10H78ZM86 9V8H85ZM103 8H101V10H102ZM119 9V8H118ZM193 9H194V7H193ZM211 9H213V12H210V10ZM37 10H39V9H37ZM80 10V9H79ZM97 10H99V9H97ZM104 10V11H105ZM111 9H109L108 10V8H107V10L106 11H110ZM144 10V9H143ZM3 10H2V8H1V12H2ZM14 11V10H13ZM22 11V10H21ZM25 11V12H26ZM33 11V10H32ZM81 11V10H80ZM87 11H88V9H87ZM86 11V12H87ZM112 11V10H111ZM116 11H117V8H116V10L114 11V12H112V14H114V13H116ZM227 11V10H226ZM234 11V10H233ZM0 12V14H2ZM4 12V11H3ZM34 12V11H33ZM37 13H38V11H36ZM40 12H41V10H40ZM43 12V11H42ZM89 12H91V11H89ZM102 12V11H101ZM231 12V11H230ZM12 13V12H11ZM19 13V12H18ZM24 13V12H23ZM30 13V12H29ZM32 13V12H31ZM118 13V12H117ZM121 13V12H120ZM141 13V12H140ZM186 13V14H187ZM232 14L231 15H233V12H231ZM235 13L237 14L238 13V11L237 12H234V15L233 16H235ZM244 13V14H245ZM6 14V13H5ZM4 14V15H5ZM13 14V13H12ZM11 14V15H12ZM16 14V13H15ZM25 14V13H24ZM77 14V13H76ZM92 14V13H91ZM105 14V13H104ZM103 14V15H104ZM129 14V13H128ZM201 14V15H202ZM249 14V15H248ZM10 15V14H9ZM20 15V14H19ZM32 15V14H31ZM55 15V14H54ZM230 15V16H231ZM1 16V15H0ZM8 16V15H7ZM50 16V15H49ZM62 16V15H61ZM73 16V15H72ZM135 16V15H134ZM211 16V17H210ZM241 17V16H243V15H241V13H239L238 14V16H235V17ZM10 17V16H9ZM23 17H24V15H23ZM27 17H30V14H29V16H27ZM27 17H25V18H27ZM34 17V16H33ZM32 17V18H33ZM106 17V16H105ZM139 17V16H138ZM145 17V16H144ZM171 17V16H170ZM243 17V18H244ZM4 18V17H3ZM17 18V17H16ZM25 18H22L23 19V21L25 20L26 21V19ZM94 18V17H93ZM135 18V17H134ZM137 18V17H136ZM212 18V19H211ZM264 18V17H263ZM9 19V18H8ZM22 19L21 20H17V21H22ZM126 19H128L127 17H126ZM126 19L124 20V21H126ZM194 20V19H193ZM197 20V19H196ZM247 20V19H246ZM251 20V21H252ZM263 20V19H262ZM105 21H106V19H105ZM111 20H109V22H110ZM123 21V19L121 20V22H124ZM192 22H194V21H192ZM261 22V21H260ZM264 22V21H263ZM17 23V22H16ZM47 23H49L48 25H47ZM114 23V22H113ZM115 23H116V21H115ZM114 23V25H113V29L114 28H118V26H119V23L117 22L116 24H118V25H116ZM19 24H21V23H19ZM17 25L18 27H20V25ZM56 24H58V23H56ZM106 24V23H105ZM109 24V23H108ZM214 24V23H213ZM219 24H222V25H219ZM25 25V24H24ZM90 27H89V26ZM126 25V24H125ZM146 25V24H145ZM242 25V24H241ZM48 26H49V28H48ZM123 26V25H122ZM197 26V25H196ZM209 26V25H208ZM91 27H92V29H91ZM260 27H262V26H260ZM195 28V27H194ZM219 28V29H218ZM222 28V30H220ZM22 29V30H21ZM89 29V31H90V33H92V35H94V36H96V37H98L97 35H99L100 36V42H101V46L99 47V46H97V44H96V42H95V40L93 39L92 41H90L91 40V38H90V42L88 43L87 42V37L86 36H88V34H89V32L87 31ZM52 30H54V31H52ZM58 30V29H57ZM184 30V29H183ZM203 32V31H202ZM13 33H15L16 34V36H15V38H12V34ZM233 35L232 37L234 38V40L232 41V42H234V45L232 46V44H228L227 43V37H229L230 35ZM85 35V37H83ZM161 35H163V34H161L160 32L159 33H157V34H155L154 35V37H153V44L154 43H157L159 40L158 39H156V38H160V39H162V37H161ZM20 36L22 37L21 39L23 40V41H21L20 40ZM185 36H187V35H185ZM202 36H203V34H202ZM86 39V42H85V39ZM98 39V38H97ZM174 39V40H173ZM173 41H175V42H182V43H186L187 45L188 44H190L191 42H194V41H196L195 39H198V41H200V42H202V40H201V38L200 37H196V36H194L193 38H190V37H182V36H173ZM257 41V42H256ZM244 42H247V43H245V44H249L250 46L249 47H251V49L252 50H255V47L257 46V44H261V46L263 47L260 51H258V52H253L251 55V59H248V58H246V54H244V51H243V49L241 48L242 47V45H243V43ZM5 43H8V44H10V46L9 45H6ZM169 44V43H168ZM66 45H69V46H66ZM187 47V46H186ZM199 47V46H198ZM237 47V48H236ZM248 47V48H249ZM235 48H236V50H238L239 52H240V56H242L241 58H237V60H239V62L238 61H236L235 60V56H237L236 55V51H235ZM260 48V47H259ZM99 49L101 50V52L102 53H104L103 54V56L102 55H100V56H98V51H99ZM246 49V48H245ZM250 49V48H249ZM143 50V51H142ZM185 50H187V52L188 51H192V52H189V53H187V52H184ZM248 50V49H247ZM246 50V51H247ZM252 50H251V52H252ZM259 50V49H258ZM97 51V52H96ZM214 51H215V53H214ZM213 52V53H212ZM247 52H250V51H247ZM100 54V53H99ZM216 56H215V55ZM60 55V54H59ZM239 56V57H240ZM138 57H135V59L136 58H138ZM142 57V56H141ZM144 57V56H143ZM191 57V58H190ZM197 57V58H196ZM199 57H205V58H207V61H210V63L208 64V66H207V68L206 69H204V66L202 65V64H200L201 63V61L200 60H198V58ZM50 58H53L54 60H51ZM66 58V57H65ZM103 58V59H104ZM134 58V57H133ZM173 58V57H172ZM217 58H219V59H217ZM164 59V58H163ZM170 59V58H169ZM260 60V61H259ZM53 61H55V62H53ZM165 61V60H164ZM171 61H172V59H171ZM258 61H259V63H258ZM51 62H53V63H51ZM115 62V61H114ZM113 62V63H114ZM141 61H139L138 63H140ZM143 62H144V60H143ZM161 62V61H160ZM242 62H244V64L242 63ZM31 63L32 64H34V66L33 65H31ZM100 63H101V66L102 65H105L106 66V63L104 62V60L102 61L101 60V62L100 61H98L96 64L98 65V66H100ZM118 63V64H119ZM137 63V62H136ZM239 63H241V65L238 67V65H239ZM77 64V63H76ZM91 64V63H90ZM96 64H94L93 66H96ZM108 64V63H107ZM243 64V65H242ZM86 65V64H85ZM110 65L111 64H108V66L110 67ZM141 65V66H142ZM71 66V65H70ZM101 66H100V69H99V71L100 70H104V72H105V69L104 68H102L101 69ZM138 66V65H137ZM173 66V67H172ZM34 67H40V69H42L41 71H43L44 73H45V75H44V73L42 74V75H44L45 77L44 78H42V77H40V75H38V74H34L33 73V71L31 70H29V68H34ZM74 67V66H73ZM104 67V66H103ZM47 68V69H46ZM64 68V69H65ZM85 68V67H84ZM92 68H95V67H92ZM253 68H255V69H253ZM91 69V68H90ZM97 69H98V67H97ZM108 69V68H107ZM135 69V68H134ZM137 69V68H136ZM237 69V70H236ZM239 69V70H240ZM261 69V68H260ZM77 70H79L80 71V74H81V76L83 77V78H85L86 79V77H88L87 76V74H88V68L87 69H82V68H77ZM103 70L100 72L101 73V75L104 73L103 72ZM220 70V69H219ZM59 71V70H58ZM64 71V70H63ZM90 71H92L91 72V74H92V76L91 77H93L94 78V75H93V72H96V70L94 69H91ZM98 71V72H99ZM108 71V70H107ZM107 71H106V73H107ZM231 71H229L227 74H229ZM52 72V73H51ZM109 72V71H108ZM131 72V73H130ZM225 72H226V70L224 69L220 74H225ZM161 73V74H160ZM65 74V73H64ZM73 74V73H72ZM76 74H78V73H76ZM244 73L242 72V75H243ZM251 74H253V75H251ZM15 75H18L19 77H20V79L21 80H18L17 79V81H15ZM97 75V74H96ZM100 75V74H99ZM104 75V77H100L101 79L102 78H105L104 79V81L106 80V78H108L109 76L107 75V77H105V74H103ZM226 75V74H225ZM245 75V74H244ZM243 75V76H244ZM250 75V76H249ZM57 76V75H56ZM67 76V75H66ZM65 76V77H66ZM98 76V75H97ZM68 77V76H67ZM73 77V76H72ZM247 77V76H246ZM22 78L24 79V83H26V84H24V86H22L23 84H21L22 83ZM49 79H52V82H51V80H49ZM90 79V78H89ZM98 79V78H97ZM96 79V80H97ZM198 79H200V77H198ZM115 80V79H114ZM205 80V79H204ZM250 80H252L251 78H250ZM82 81H84V79L82 80ZM81 81V82H82ZM89 82L88 83H90V81H92V79H90V80H88ZM101 81H103V80H101ZM143 81V80H142ZM196 81V80H195ZM184 82V81H183ZM249 82H251V83H249ZM110 83V82H109ZM143 83V82H142ZM249 83V84H248ZM80 84V83H79ZM87 84V83H86ZM92 84V83H91ZM94 84V83H93ZM92 84V85H93ZM155 84V85H154ZM184 84V83H183ZM187 84V85H188ZM238 84V83H237ZM28 85V86H27ZM85 85V84H84ZM109 85V84H108ZM145 85V84H144ZM181 85V84H180ZM87 86H89V84L87 85ZM112 85L110 84V87H111ZM174 86V85H173ZM184 86V85H183ZM28 87V88H27ZM34 87H37V89L36 88H34ZM109 87V86H108ZM148 87V86H147ZM150 87V89H152ZM177 87V86H176ZM182 87V86H181ZM90 89V87H86L85 88V90L84 91H86L87 89ZM96 88V87H95ZM106 88V87H105ZM110 88H108V90H109ZM173 89H174V87H173ZM186 89H189L188 88V86H187V88ZM193 89V88H192ZM239 91H237L238 93H234V94H236L235 96H228V97H230L231 99L233 98L234 100H231V101H234V103L238 100L239 101V104H238V106H239V109H238V112H239V114L241 113L242 115H245V116H247L248 118H250L251 119V121L249 120L248 122H246V123H248V124H245L246 126H248V127H251V126H249V122H251V124L250 125H252L253 124V126H254V128H255V119H258L259 118V115H261L260 114V112H255L256 111V109H259L260 110V105L262 104V106L264 105V100H261V103H260V105L259 104H257V103H255L256 101L258 102V101H260V98H262V97H260L259 98V96L260 95H264V78H262V79H257V80H255V81H245L244 79H242V81H240L239 82ZM166 90V89H165ZM1 91V90H0ZM3 91V90H2ZM107 91V90H106ZM110 91V90H109ZM122 91V90H121ZM120 91V93L119 94H115L114 93V90L113 91H111L112 93L109 95V92H108V95H106L105 96V100L106 99H112V101L114 102V104H115V108L117 109L118 107L119 108H123L124 107V105H126L127 103H126V100H127V98L128 97H124V95L125 94H127L126 92H124V95L122 96V92ZM125 91V90H124ZM137 90H135V92H136ZM149 91V90H148ZM151 91V90H150ZM153 91V90H152ZM155 91V90H154ZM163 91H164V88H163ZM174 91H176V89L174 90ZM66 92H67V90H66ZM96 92V91H95ZM116 92V91H115ZM134 92V93H135ZM139 92V91H138ZM138 92H136V94L138 93ZM169 92H173L172 90H170L169 89ZM184 92H185V90H184ZM226 92V91H225ZM249 92H251L252 93V95L253 96H249L248 95V93ZM1 93V92H0ZM45 93V92H44ZM69 93V92H68ZM67 93V94H68ZM71 93V94H72ZM82 93V92H81ZM90 93V92H89ZM93 93V92H92ZM127 94V95H129V100L130 101H128V104L129 105H126V106H128V110H129V112H131V114H133V112H134V109L136 108L135 106H138V104L136 103V100H138V101H141V100H139V96H135L133 93L132 94ZM160 93V92H159ZM3 94H5V93H3ZM95 94V93H94ZM107 94V93H106ZM139 94V93H138ZM229 94V93H228ZM44 95V94H43ZM49 95V94H48ZM89 95V94H88ZM171 95H173V94H171ZM189 95V94H188ZM233 95V94H232ZM38 96V99L39 98H41L42 97V95L39 97ZM97 96L98 95H96L95 97L93 96L90 100L92 101V104H93V108L95 107V105L97 104V102H99V101H97ZM140 96H142L141 95V93H140ZM149 96V95H148ZM213 96V95H212ZM3 97H6V96H4V95H2V93H1V100L3 99ZM20 97H22V95H20ZM82 97V96H81ZM84 97V96H83ZM82 97V98H83ZM170 97V96H169ZM172 97V96H171ZM216 97V96H215ZM24 98H23V100H24ZM55 98V99H56ZM62 98V99H61ZM81 98V99H82ZM144 98V97H143ZM146 98V100L147 99H149V98H147V97H145ZM144 98V99H145ZM177 98V97H176ZM200 98V97H199ZM227 98V97H226ZM22 99V98H21ZM25 99V100H26ZM35 99V100H34ZM141 99H142V97H141ZM156 99V98H155ZM263 99V98H262ZM0 100V101H1ZM70 100V99H69ZM83 100V99H82ZM208 100V99H207ZM214 100V99H213ZM230 100V99H229ZM27 101H26V103H27ZM124 101H125V103H124ZM148 101V100H147ZM146 101V102H147ZM149 101H151V100H149ZM159 101V100H158ZM228 100H223V99H218V100H214V101H212V99L210 100V102H208V105H210V106H217L216 108H218L219 110H220V105H224V104H228L229 102H227ZM12 102V103H13ZM23 102V101H22ZM25 102V101H24ZM23 102V103H24ZM52 102V101H51ZM106 102H107V100H106ZM130 102V103H129ZM67 103V102H66ZM81 103H84L83 101H81ZM100 103V102H99ZM105 103V102H104ZM135 103L137 104V105H135ZM141 105H144V103L142 104L141 102H139ZM139 104V105H140ZM147 104V103H146ZM230 104V103H229ZM233 104V103H232ZM237 104H233V105H237ZM1 105V106H2ZM23 105V104H22ZM21 105V106H22ZM25 105V104H24ZM27 105V104H26ZM64 105V104H63ZM82 105V104H81ZM154 106L155 107V105H153L152 103H150V105L149 106ZM203 105V104H202ZM4 106L6 107V108H4ZM28 106V105H27ZM54 106V105H53ZM52 106V107H53ZM147 106V105H146ZM149 106H147V107H149ZM201 106V105H200ZM205 106H207V104H204V106H202L204 109H205ZM230 106V105H229ZM26 107V106H25ZM84 107H86L85 105H82L81 106V110H84ZM220 107V108H219ZM227 108H229L228 106H226ZM225 107V109L227 110V108ZM236 107V106H235ZM10 108V109H11ZM65 108H68V107H65ZM126 108V107H125ZM153 108V107H152ZM208 108V107H207ZM223 109H224V107H222ZM221 108V109H222ZM9 109V108H8ZM89 108L87 107V110H88ZM92 108H90L89 110H91ZM101 109V108H100ZM127 109V108H126ZM137 109V108H136ZM135 109V110H136ZM138 109H139V107H138ZM137 109V110H138ZM140 109H143V111H145V109H144V106H142V108H140ZM140 109H139V111H140ZM150 108H148V110H149ZM156 108H154V110H155ZM187 109H189V108H187ZM200 110H198L197 109V111H195V112H191L190 110V112H188V113H190V114H184L183 112V114L182 113H180V112H173V111H166V113H164V111H162V110H159L160 111V113L159 114H165L164 116H162V115H159V118L157 119V120H159V126L160 127H162L163 125H165L166 127H167V124H168V127H170V125L169 124H171V123H173L176 127H177V131H179L180 132V142L184 145L183 147H187V149L186 150H188L189 151V153L190 154H192V156H200L201 154L199 153V149H201V148H198V147H200L199 145H203L204 143H200L204 138H207L208 139V136H207V134H206V136H204V138L202 139V140H200V142H198L199 141V139L197 140L196 139V135H194V134H192V128H191V126H192V124H190L189 125V123L187 124V121H188V119L190 118V117H192V116H196V117H199V118H201L203 115H206V117H209L208 115L209 114H211V112L208 114V113H206V114H204V113H202V114H200L201 113V109L202 108H199ZM209 109V108H208ZM207 109V110H208ZM213 109V108H212ZM222 109V110H223ZM233 109V108H232ZM25 110V109H24ZM66 110H68V109H66ZM80 110V111H81ZM88 110V111H89ZM92 110H94V109H92ZM146 110H147V108H146ZM151 110L152 109H150L149 111L151 112ZM165 110V109H164ZM172 110V109H171ZM115 111V110H114ZM122 111H123V109H122ZM127 111V110H126ZM142 111V110H141ZM162 111V112H161ZM210 111V110H209ZM212 111V110H211ZM264 111V110H263ZM25 112H26V110H25ZM29 112V111H28ZM82 112V111H81ZM93 112V111H92ZM91 112V113H92ZM95 112V111H94ZM116 112V111H115ZM118 112V111H117ZM147 113H148V111H146ZM155 112H157L156 110H155ZM185 112V111H184ZM215 112V111H214ZM224 112H226L225 110H224ZM120 113V112H119ZM146 113V114H147ZM221 113V112H220ZM236 114H237V111L235 112ZM262 113V112H261ZM264 113V112H263ZM54 114V115H55ZM100 114V113H99ZM122 114V113H121ZM140 115L142 114V113H139ZM145 113L143 114V115H146ZM213 115H214V113H212ZM119 115V114H118ZM149 115V114H148ZM151 115V114H150ZM226 115V114H225ZM71 116V115H70ZM69 116V114H68V118L70 117ZM235 116V115H234ZM262 116H264V115H262ZM261 116V117H262ZM47 117H49V116H47ZM117 117V116H116ZM131 117H133V115H131L130 116V118ZM141 117V116H140ZM146 117V116H145ZM205 117V118H206ZM240 117V116H239ZM239 117H235V119H236V121H234V122H238V118ZM258 117V118H257ZM80 118V117H79ZM150 118V117H149ZM149 118H147L148 120H149ZM263 118V117H262ZM262 118H260V119H262ZM60 119V118H59ZM59 119H57L56 121H59ZM124 119V118H123ZM129 119V118H128ZM134 119H135V117H134ZM141 119H142V117H141ZM144 119H146V118H144ZM240 119H242L241 117H240ZM255 121V122H253V120ZM259 119V120H260ZM62 120V119H61ZM151 120V119H150ZM155 120V119H154ZM187 120V121H186ZM197 120H198V118H197ZM6 121V122H5ZM134 121V123L136 122L135 120H133ZM190 121V120H189ZM240 121V120H239ZM241 121H244V120H241ZM247 121V120H246ZM263 121V123H264V120H262ZM39 122V121H38ZM45 122V121H44ZM51 122V121H50ZM108 122V121H107ZM148 122V121H147ZM245 122V121H244ZM258 122V121H257ZM256 122V123H257ZM32 123V122H31ZM136 123H137V125H136ZM135 123V125L136 126H138V122H136ZM139 123H142V122H140V119H139ZM144 123H146V122H144ZM191 123H193V122H191ZM263 123H257V125L258 124H262L263 125ZM8 124V125H9ZM38 124V123H37ZM44 124V123H43ZM43 124H41V125H43ZM58 124V123H57ZM143 124V123H142ZM147 124V123H146ZM154 124V123H153ZM153 124H151V126H153ZM173 124H172V126H173ZM196 124V123H195ZM229 124V123H228ZM232 124V123H231ZM239 123H237V124H235V125H237V126H239L238 125ZM62 125V124H61ZM127 125V124H126ZM155 125V124H154ZM194 125V124H193ZM215 125V124H214ZM244 125V126H245ZM32 126V125H31ZM46 126V125H45ZM59 126V125H58ZM129 126V125H128ZM139 126H140V124H139ZM150 126V125H149ZM157 126V125H156ZM155 126V127H156ZM165 126H163L162 128H165ZM172 126H171V128H172ZM220 126V125H219ZM224 126H226V125H224ZM230 126L231 125H229V127L228 128H230ZM237 126H236V128H237ZM243 126V123H242V127H241V125L237 128V129H235V131L237 132V135H238V133L240 132V131H246V127H244ZM258 126H260V125H258ZM257 126V127H258ZM36 127V126H35ZM125 127V126H124ZM135 127V126H134ZM142 127H144V126H142ZM159 127V128H160ZM168 127L165 129V130H167L168 129ZM193 127V126H192ZM197 127H198V125H197ZM217 127V126H216ZM234 128H235V126H233ZM232 127V128H233ZM244 127V128H243ZM261 127V126H260ZM264 127V126H263ZM38 128V127H37ZM106 128H108V127H106ZM112 128V127H111ZM126 128H127V126H126ZM125 128V129H126ZM132 127H128L126 130L127 131H129V132H125V134L126 133H131L130 132V129H131ZM153 128V127H152ZM158 128V129H159ZM175 128V127H174ZM199 128V127H198ZM202 128V127H201ZM206 128V127H205ZM217 128H219V127H217ZM217 128H215L213 131H215ZM231 128V129H232ZM233 128V129H234ZM157 129V130H158ZM161 129V128H160ZM159 129V130H160ZM195 129V128H194ZM200 129V128H199ZM250 129V128H249ZM251 129H252V127H251ZM33 130H35V129H33ZM48 130V129H47ZM90 130V129H89ZM152 130V129H151ZM158 130V131H159ZM196 130V129H195ZM206 130H211V127L209 128V127H207L206 129H205V131ZM221 130H223V128L221 129ZM254 130H256V135L251 139V141H252V143H248V145H246V147H248V149H252V148H256L257 150L260 148L259 146H256V144H259V142L258 141H260V137H258L257 138V136H259V135H263V132L261 133V131H260V129L258 128V129H254ZM103 131H104V129H103ZM100 132V134H102L103 135V133L104 132ZM107 129H106V131H105V134H104V136H103V138H110L111 136H112V138H113V134H114V132H113V134L111 135V133H107ZM112 131H113V129H112ZM118 131H119V129H118ZM122 131V130H121ZM120 131V132H121ZM132 131V130H131ZM168 131V130H167ZM200 131V130H199ZM218 131V130H217ZM216 131V133L217 134H211L210 136H209V138H210V140L212 141V140H214L215 138H216V136H219L220 134H221V131L219 132H217ZM16 132V131H15ZM51 132V131H50ZM98 132V131H97ZM97 132H93L94 134L95 133H97ZM111 132V131H110ZM123 132V131H122ZM152 132V131H151ZM164 132V131H163ZM162 132V133H163ZM166 132V131H165ZM174 132V131H173ZM224 132V131H223ZM226 132H228L227 130H226ZM251 132V131H250ZM42 133V132H41ZM40 133V134H41ZM160 133H161V131H160ZM178 133V132H177ZM193 133H195V132H193ZM202 133V132H201ZM210 133H212V132H210ZM218 133H219V135H218ZM29 134H27V136L29 135ZM109 134V135H108ZM117 134V133H116ZM120 134V133H119ZM122 134H124V133H122ZM174 133H172V135H173ZM226 134V133H225ZM224 134V135H225ZM245 134V133H244ZM247 134V133H246ZM79 135V134H78ZM92 135V134H91ZM101 135V136H102ZM128 134H126V136H127ZM150 135V134H149ZM192 135H194V136H192ZM222 135H223V133H222ZM223 135V136H224ZM228 135H229V133H228ZM76 136V135H75ZM96 136H98V135H96ZM100 136V135H99ZM98 136V137H99ZM175 136V135H174ZM178 136V135H177ZM225 136H227V134L225 135ZM234 136V135H233ZM85 137V136H84ZM83 137V138H84ZM129 137V136H128ZM127 137V138H128ZM150 137V136H149ZM152 137V136H151ZM176 137V136H175ZM228 137H230V136H228ZM227 137V138H228ZM252 137V136H251ZM263 137V136H262ZM87 138V137H86ZM97 138V137H96ZM100 138V137H99ZM116 138V137H115ZM226 138V139H227ZM236 138L237 139H240L239 137H237L236 136ZM249 138H250V136H249ZM92 139V138H91ZM101 139V138H100ZM123 139V138H122ZM121 139V140H122ZM175 139H177V138H175ZM207 139L205 140V141H207ZM218 140H219V138H217ZM234 139V138H233ZM244 139H246V138H244ZM259 139V140H258ZM1 140L2 141H0V147H1V149L2 150H0V152L1 151H3V154L0 156V157H2L3 155H6V154H8V144L9 143H6V145H8V146H6V145H3L6 141L5 140H3L2 138H1ZM103 140V139H102ZM104 140H106V139H104ZM103 140V141H104ZM210 140H208V141H210ZM218 140H217V142H218ZM4 141V142H3ZM14 141V140H13ZM16 141H18V140H16ZM56 141V140H55ZM75 141V140H74ZM84 141V140H83ZM97 141V140H96ZM154 141V140H153ZM172 141V140H171ZM177 141H178V139H177ZM205 141H203V142H205ZM207 141V142H208ZM215 141V140H214ZM232 141H234V140H232ZM88 142V141H87ZM107 143V145L109 144V142L108 141H106ZM111 142H112V140H111ZM110 142V143H111ZM122 142V141H121ZM165 142V141H164ZM163 142V143H164ZM176 142V141H175ZM179 142V141H178ZM217 142H214V143H217ZM13 143V142H12ZM14 143H16V142H14ZM115 143V142H114ZM119 143V142H118ZM213 143V142H212ZM222 143V142H221ZM34 144H36V143H34ZM125 144V143H124ZM173 144V143H172ZM207 144V143H206ZM228 144H230V143H228ZM262 144V143H261ZM21 145V144H20ZM64 145V144H63ZM94 145V144H93ZM89 146L90 147V149L88 148V150H89V153H88V155H89V163H88V167H89V169H88V171H89V175H87V190L93 185V182L94 181H96V183H94L95 184V190L94 191H99V192H101L100 191V185L101 184H103V182H104V175H103V170L105 171L106 170V168H108V164H109V162H108V160L109 159H107V154L109 153V149H105L106 150V156L104 155H101V151H102V149H101V147H103V146H97V147H94V146ZM97 145V144H96ZM102 145V144H101ZM111 145V144H110ZM165 145H167V142L165 143ZM205 145V144H204ZM211 145H213V144H211ZM216 145V144H215ZM218 145V144H217ZM217 145H216V147H217ZM230 145H233V144H230ZM238 145V144H237ZM58 146V145H57ZM67 146V145H66ZM109 146V145H108ZM168 146V145H167ZM171 146V145H170ZM170 146H168V147H170ZM219 146H221V145H219ZM224 146H225V144H224ZM235 146V145H234ZM7 147V148H6ZM16 147H17V144H16ZM163 147V146H162ZM172 147V146H171ZM170 147V148H171ZM216 147H214L213 146V148H215L216 149ZM222 147V146H221ZM220 147V148H221ZM233 147V146H232ZM237 147V146H236ZM10 148V147H9ZM55 148V147H54ZM92 148V149H91ZM100 150H98V149ZM110 148V147H109ZM122 148V147H121ZM176 148V147H175ZM243 148V146L241 145L240 146V148L239 149H242ZM157 149V148H156ZM165 151H164V153L166 152V148H165V146H164V148H163ZM179 149H181L180 147H179ZM182 149H184V148H182ZM214 149V150H215ZM223 149V148H222ZM232 149V148H231ZM248 149H245V151L247 150L248 151ZM11 150V149H10ZM19 150V149H18ZM66 150V149H65ZM105 150H104V152H105ZM113 149H111V151H112ZM125 150V149H124ZM154 150V149H153ZM152 150V151H153ZM160 150V149H159ZM162 150V149H161ZM176 150V149H175ZM185 150V151H186ZM207 150V149H206ZM205 150V154L207 153V151ZM218 150H220L219 148H218ZM218 150H215V151H218ZM151 150H150V153H152V154H154L155 152H156V150H154V152H152ZM163 151V150H162ZM183 151V150H182ZM188 151H186V152H188ZM223 151V150H222ZM222 151H221V153H222ZM226 151V150H225ZM224 151V152H225ZM244 151V150H243ZM245 151L243 152V154L245 153ZM246 151V152H247ZM251 150H249L247 153H249V154H246V156L244 155L243 156V158L242 159H240V160H238V158L236 159V158H234L236 155H235V153H234V155H232V157H230V156H228V155H230V153L228 154V152H231V151H228V152H226L228 155H225L224 153H222V154H224V155H222V154H220V151H218L219 152V156H217V155H215L214 154V156H209L210 157V159H206L205 158V156L207 157L208 155H205L204 156V158L205 159H199V158H197V159H191L192 161H190V162H186L185 161V159H181V160H177V158L175 159V155H176V153L177 152H175V151H173V152H175V157H174V159H172L171 158V156H170V158L171 159H166V160H163V158H162V160L161 161H159L158 163H156V164H158L157 165V172H156V175L153 177L154 178V180L153 181H155L156 183L155 184H152V185H154L153 186V188H151L152 190H151V194L150 195H148L147 196V198H148V200H145V196L143 197V195H142V197H138L139 198V200L137 199L136 200V202H134L133 200H132V197H131V195H130V200H128L129 202L127 203V205L125 206V209L124 210H126V215H127V217H126V220H127V226L129 227L130 225H133L132 223L134 222V221H136L137 220V218L139 217L138 215L141 213V210H142V208H148L149 209V216H151V219H152V223H153V227H152V229H151V237H150V240L147 242V243H145L146 245V247H144V248H146L145 249V251L142 253V255H143V259H144V263H143V260L141 259L140 261H142L141 262V264L143 263V264H160L159 262L160 261H162L163 262V264H166V258L167 257H169V258H171V256L173 257V255L175 254V252H176V250L178 249V247H179V245L181 244V241H182V239H183V237L185 236V235H187V231H188V229L191 227V234H193L194 236H196L198 239H200V237H203V239L201 238L200 239V242L202 243V245H204L205 243H208V240H209V242L211 241V243H214V244H212V245H217V246H219V245H221V244H223V243H225V245L223 246V247H221L222 248V251H220V253L222 254L223 253V255H224V258L222 259L221 257V259L219 258V256L217 257V259L219 258V260H221V262L219 263V264H253V256L255 257L256 255H251V253H252V251H258L259 249H260V247H262V248H264V153L263 152H261V151H263V150H258V152H256V153H251L250 152ZM254 151V150H253ZM38 152V151H37ZM76 152L77 153H79L77 150H76ZM159 153H162V152H160V151H158ZM169 152V151H168ZM241 152V151H240ZM57 153V152H56ZM56 153H55V151H52V157H54L53 158V160H55V163L57 162V167H58V172H59V170H60V161H58L56 158H55V156H56ZM66 153V152H65ZM68 153V152H67ZM199 153V154H198ZM242 153V152H241ZM260 153L262 154V155H260ZM1 154V153H0ZM10 154V153H9ZM59 154V153H58ZM63 154V153H62ZM149 154V153H148ZM147 154V155H148ZM174 153H172V155H173ZM179 154V153H178ZM184 155H185V153H183ZM242 154V155H243ZM252 154V156H253V158L254 159H256V158H261V156H262V160H261V162H259V163H254V164H251L250 163V161H253L252 160V156L250 157V155ZM162 155V154H161ZM171 155V154H170ZM182 155V154H181ZM189 155V154H188ZM203 155H204V153H203ZM241 155V156H242ZM259 155V156H258ZM110 156V155H109ZM126 156V155H125ZM151 156V155H150ZM202 156V155H201ZM234 156V157H233ZM240 156V155H239ZM6 157V156H5ZM12 157V156H11ZM11 157H10V159H11ZM79 157V156H78ZM179 157V156H178ZM180 157H182V156H180ZM189 157V156H188ZM191 157V156H190ZM67 158V157H66ZM123 158V157H122ZM156 158V157H155ZM154 158V160L156 161V159ZM167 158V157H166ZM184 158V157H183ZM186 158H187V156H186ZM201 158H203V157H201ZM233 158V159H232ZM84 159H85V157H84ZM111 159V158H110ZM125 159V158H124ZM123 159V160H124ZM150 159V158H149ZM148 159V160H149ZM179 159V158H178ZM189 159V158H188ZM199 159V160H198ZM3 160V159H2ZM7 160V161H6ZM117 160V159H116ZM122 160V161H123ZM4 161V160H3ZM5 161L9 164V158L8 159H5ZM14 160H11L10 162H13ZM15 161H16V159H15ZM46 161V160H45ZM51 161V160H50ZM111 161V160H110ZM113 161H114V159H113ZM121 161V162H122ZM125 161V160H124ZM123 161V162H124ZM136 161H138V160H136ZM188 161V160H187ZM87 162V161H86ZM148 162V161H147ZM248 162L250 163V165L248 164ZM19 163V162H18ZM35 163V162H34ZM79 163V162H78ZM133 163V162H132ZM149 163V162H148ZM16 164V163H15ZM86 164V163H85ZM113 164H115V162H113ZM112 163H111V169H114L115 168V165H113ZM153 164V163H152ZM11 166H8L9 168H7L8 170H10L11 169V171L10 172H12L7 178H6V176H5V184H3L4 185V187H6L8 190H9V193H11V194H13V195H15V200L16 201H14V203L12 204V207H13V209L12 210H15V212H19L20 211V213H18V215L19 214H21V212H23V204H21V201H23V200H21L22 198H18L19 196V194H21V193H18L17 194V192H18V190H19V187H18V185H17V182L19 183V180H20V178L21 177H19L18 176V173L15 175V176H13V174H15V172L17 171V172H19V170H16V171H14V173H13V170H14V166H13V164L11 163L10 164ZM78 166V165H77ZM81 166V165H80ZM2 167H4V165L2 166ZM2 167H1V169H2ZM16 167H18V166H16ZM22 167V166H21ZM145 167V166H144ZM47 168V167H46ZM50 168V167H49ZM65 168V167H64ZM123 168V167H122ZM154 168V167H153ZM3 170H5V169H3ZM47 170H49V169H47ZM151 171V170H150ZM191 171V172H190ZM22 172V171H21ZM20 172V173H21ZM35 172V171H34ZM45 172H48V171H45ZM4 173H6V172H4ZM80 173H81V170H80ZM192 173V174H191ZM23 174V173H22ZM6 175V174H5ZM67 175V174H66ZM78 175V174H77ZM114 175V174H113ZM189 175H192V176H194V178H196L195 180L197 181V183L198 182H201L202 183V185H204L205 187H203V188H205V194H204V199L205 200H210V207L208 206V208L206 207V210L204 211L203 210V213L201 214V213H199L198 215V220H197V218L195 219V220H197V221H192L191 219L193 218H191V212H190V205H191V203H192V201H191V199H190V195L192 194L191 193V191H195L194 189H193V185L190 183L191 181H190V178H189ZM12 177V180H8L9 179V177ZM21 176V175H20ZM28 176L31 178V171L30 172H28ZM59 176V175H58ZM123 176V175H122ZM150 177V176H149ZM59 178H60V176H59ZM153 178H150L149 180H148V183L153 179ZM155 178H156V180H155ZM194 178H193V180H194ZM1 179V178H0ZM11 179V178H10ZM17 179H19L18 181H17ZM44 178L42 177V179H40V181L41 180H43ZM47 182L42 186H37L38 188H36L37 190L39 189L40 191H42V192H40L39 191V194H37L38 195V200L40 199V201H37L38 203H39V207L37 208L38 210V212H37V215H39V218H42V219H39L38 218V220L39 221H41L42 223L45 221H47V220H45L44 218H46V213H47V209H48V206L50 205V198L52 197V195H53V190L52 189H49L48 188V186H51V183H52V179H50V175L48 174V177H47ZM61 179V178H60ZM60 179H58V180H60ZM63 179V178H62ZM62 179H61V181H62ZM148 179V178H147ZM31 180V179H30ZM39 180V179H38ZM37 180V181H38ZM22 181V180H21ZM20 181V182H21ZM44 181V180H43ZM45 181H46V179H45ZM36 182V181H35ZM60 183V182H59ZM148 183H147V185H148ZM154 183V182H153ZM193 183V182H192ZM200 183V184H201ZM204 183V184H203ZM20 184V183H19ZM43 184V183H42ZM196 184V183H195ZM21 185V184H20ZM59 185V184H58ZM60 186H61V184H60ZM201 186V185H200ZM24 187V186H23ZM27 187H28V185H27ZM132 187V186H131ZM196 187H198L199 188V183H198V186H196ZM21 188V187H20ZM30 189H31V187H29ZM51 188V187H50ZM61 189H62V186L60 187ZM93 188V187H92ZM212 188L215 190L214 191V195H215V198L214 199H212L211 200V198H210V191L212 190ZM106 189V188H105ZM23 191H24V189H22ZM36 190V191H37ZM78 190V189H77ZM109 190V189H108ZM121 190V189H120ZM168 190L170 191V190H173V191H175L176 193H177V198H176V195H175V198L172 196V198H170L168 195H167V193H168ZM246 190H255L256 192H254V191H252V192H247ZM56 191V190H55ZM92 191L93 190H91V193H92ZM173 191H171V192H173ZM203 191H204V189H203ZM59 192H61V190H59L58 192H56L55 193V195H57L58 194V196L60 195L59 194ZM76 192V191H75ZM88 192H90V190H88ZM95 192V193H96ZM201 192V191H200ZM199 192V193H200ZM213 192V191H212ZM6 193V192H5ZM27 193V192H26ZM102 193H104V192H102ZM141 193H145V192H141ZM149 193V192H148ZM89 194V193H88ZM115 194V193H114ZM105 195V194H104ZM137 195V194H136ZM145 195V194H144ZM193 195V194H192ZM191 195V196H192ZM213 195V196H214ZM25 196V195H24ZM85 196V195H84ZM111 196V195H110ZM116 196V195H115ZM196 196V195H195ZM22 197V196H21ZM34 197V196H33ZM81 197V196H80ZM101 197H102V195H101ZM101 197H100V199H101ZM104 197H106V196H104ZM119 197V196H118ZM164 197H165V199H164ZM179 197V198H178ZM61 198V197H60ZM95 198V197H94ZM94 198H93V196H91V197H89V195H87L86 194V196H85V200H84V205H86V203H88L89 201H95L94 200ZM233 198H235L236 199V202L233 204V205H227L225 208H223V209H221V206H223V205H221V206H216V205H219V203H220V201H223L224 199L226 200V199H229V200H233ZM36 199V198H35ZM100 199H98V200H100ZM104 199V198H103ZM116 199V198H115ZM129 199V198H128ZM134 199V198H133ZM162 199H164V201L162 200ZM172 199V200H171ZM176 199V200H175ZM201 199V198H200ZM57 200V199H56ZM97 200V201H98ZM104 200H106V198L104 199ZM104 200H103V202H104ZM108 200H110V199H108ZM224 200V201H225ZM31 201V200H30ZM102 201V200H101ZM111 201V200H110ZM119 201H120V199H119ZM125 201H127V200H125ZM24 202V201H23ZM22 202V203H23ZM27 202V201H26ZM96 202V201H95ZM103 202H101V203H103ZM204 202H206V201H204ZM227 202V201H226ZM229 202V201H228ZM25 203V202H24ZM33 202L31 201V204H30V207L31 206H33V204H32ZM100 203V202H99ZM98 203V204H99ZM105 203V202H104ZM203 203V202H202ZM209 203V202H208ZM207 203V205H209ZM216 203H218V204H216ZM225 203V202H224ZM88 204H90V203H88ZM114 204V203H113ZM216 204V205H215ZM221 204V203H220ZM226 204V203H225ZM79 205V204H78ZM103 205V204H102ZM206 205V204H205ZM124 206V205H123ZM216 207V209L214 208V207ZM225 206V205H224ZM37 207V206H36ZM84 207H86V206H84ZM102 207V206H101ZM104 207V206H103ZM220 207V208H219ZM232 207H234V211H231V208ZM31 208H35V207H31ZM219 208V209H218ZM95 209H96V207H95ZM94 209V210H95ZM205 209V208H204ZM22 210V211H21ZM89 210V209H88ZM103 210V209H102ZM113 210V209H112ZM233 210V209H232ZM50 211V210H49ZM67 212V211H66ZM86 212V211H85ZM89 212V211H88ZM193 212V211H192ZM232 212V214H230ZM51 213V212H50ZM52 213H53V211H52ZM51 213V214H52ZM115 213V217H116V214H117V212L115 211L114 212ZM48 214V218H50V216H49V213H47ZM94 214V213H93ZM95 214H96V212H95ZM94 214V215H95ZM113 214V213H112ZM122 214H124V213H122ZM18 215H14L13 214V216H15V220H16V216H18ZM99 216H100V214H98ZM111 215V214H110ZM89 216V215H88ZM93 216V215H92ZM96 216V215H95ZM98 216V217H99ZM108 216V215H107ZM114 216V215H113ZM138 216V217H137ZM143 216V215H142ZM244 216H248V217H250L251 216V218L252 219H254L251 223L252 224H248V222L247 223H244V222H242L243 221V219L240 221V222H238V224H237V221H233L234 223H236V225L235 224H233V222H232V224H233V226H231L230 224H229V222H230V218L231 217H233V218H235V219H237L238 220V218L239 219H241L242 217ZM18 217H20V216H18ZM52 217V216H51ZM94 217V216H93ZM122 217V216H121ZM237 217V218H236ZM243 217V218H244ZM96 218V217H95ZM99 218H102V217H99ZM98 218V219H99ZM106 218V217H105ZM117 218V217H116ZM116 218H114V219H116ZM247 218V217H246ZM246 218H244V219H246ZM97 219V218H96ZM145 219V218H144ZM42 220H44V221H42ZM48 220H52V218H50V219H48ZM89 220V219H88ZM117 220V219H116ZM116 220H113V222H112V229H115L114 228V226H115V221ZM19 221V220H18ZM38 221V222H39ZM90 221V220H89ZM107 221V220H106ZM246 221V220H245ZM16 222H17V220H16ZM41 222H39V224L41 225L42 223ZM44 222V223H45ZM51 222V221H50ZM53 222H56V221H53ZM117 222V221H116ZM191 222H193L192 224H191ZM42 224V226L43 225H45V224ZM97 223V222H96ZM47 224H48V222H47ZM124 224V223H123ZM227 224H229L230 226H231V229H228L229 228V226H227ZM51 225V224H50ZM49 225V226H50ZM191 225V226H190ZM36 226V225H35ZM45 226H47V225H45ZM44 226V227H45ZM124 226V225H123ZM190 226V227H189ZM34 227V226H33ZM96 227V226H95ZM131 227V226H130ZM143 227H144V225H143ZM226 227H228V228H226ZM104 228V227H103ZM214 228H216V230L214 229ZM27 229H28V227H27ZM31 229V228H30ZM35 229H37V228H35ZM42 229V228H41ZM145 229V228H144ZM162 229L164 230V233L163 234H161V231H162ZM213 229H214V233L215 234H213L215 237H214V240L211 238V237H209V236H211L212 234L211 233H213ZM25 230V229H24ZM131 230V229H130ZM190 230V229H189ZM43 231H44V229H43ZM27 232V231H26ZM29 232V231H28ZM20 234H22V233H20ZM102 234V233H101ZM29 235V234H28ZM104 235V234H103ZM192 235V236H193ZM24 236H26V234H24ZM45 236V235H44ZM47 236V235H46ZM51 236V235H50ZM252 236V237H251ZM48 237V236H47ZM103 237V236H102ZM101 237V238H102ZM108 235H107V239H108ZM159 237H161V238H159ZM256 238V240H254V239H251V238ZM110 238V237H109ZM148 238V237H147ZM216 238V239H215ZM48 239V238H47ZM203 240V241H202ZM259 240V241H258ZM101 241V240H100ZM109 241V240H108ZM157 242L158 241V243H159V241H160V243L161 244H159V248H160V253H158L157 251H156V248H155V246L154 245H156L157 246V244H154V242ZM205 241V242H204ZM255 241L256 242H258L257 244H255ZM88 242V241H87ZM90 242V241H89ZM105 242V241H104ZM215 242H217V243H215ZM197 243V242H196ZM45 244H46V242H45ZM45 244H43L42 245V251L44 250V247H45ZM58 244V243H57ZM90 244V243H89ZM208 244H210V243H208ZM47 245V244H46ZM106 245V244H105ZM193 244H191L190 245V255H194L193 257H194V259H196L197 258V256H198V254L199 253H201V250H200V252H196L197 250H195V252L194 253H196V254H194L193 253V251H192V248H194V247H196V246H194V245H196V244H194L193 246H192ZM198 245V244H197ZM201 245V246H202ZM58 246V245H57ZM60 246V245H59ZM200 245H198V247H201ZM257 246H259V248L257 249L256 247ZM50 247V246H49ZM100 247V246H99ZM116 247V246H115ZM202 247H204V246H202ZM102 248H104V249H100V251H98V252H96L95 254H97V256H96V259L94 260V261H96L97 262V260L99 259L98 257H100L101 256V258L103 259V261H107V256L108 255H106L107 254V252H106V248L105 247H102ZM35 249V248H34ZM195 249V248H194ZM204 249V248H203ZM215 249H216V247H215ZM24 250V249H23ZM36 250V249H35ZM60 250V249H59ZM58 250V251H59ZM219 250V249H218ZM45 251V250H44ZM91 251H93L92 249H91ZM95 251V250H94ZM178 251V250H177ZM192 251V252H191ZM261 252L259 253V255H262L263 254V259L262 260H260L259 259V257H258V259H259V261L257 262V264H264V251H262V250H260ZM25 252V251H24ZM28 252V251H27ZM51 252V251H50ZM49 252V253H50ZM90 252V251H89ZM118 252V251H117ZM217 252V251H216ZM259 252V251H258ZM257 252V253H258ZM35 253V252H34ZM44 253V252H43ZM42 253V254H43ZM184 253V252H183ZM203 253V252H202ZM215 253V252H214ZM256 253V254H257ZM45 254V253H44ZM84 254H86V253H84ZM90 254V253H89ZM179 254V253H178ZM189 254V253H188ZM48 255V254H47ZM54 255V254H53ZM56 255V254H55ZM87 255V254H86ZM120 256H121V254H119ZM258 255V254H257ZM42 256V255H41ZM45 256V255H44ZM85 256V255H84ZM94 256V255H93ZM117 256V255H116ZM56 258V257H55ZM86 259H87V257H85ZM117 258V257H116ZM120 258V257H119ZM176 258H178V257H176ZM191 258H192V256H191ZM204 258V257H203ZM214 258H216V257H214ZM260 258H261V256H260ZM42 259H43V257H42ZM41 259V260H42ZM59 259V258H58ZM90 259H92V258H90ZM121 259V258H120ZM193 259V260H194ZM254 259H256V257L254 258ZM31 260H32V258H31ZM59 260H61V259H59ZM101 259H99V261H100ZM115 260V259H114ZM174 260V259H173ZM177 260V259H176ZM202 261H203V259H201ZM219 260L217 261L216 259L214 260V262H219ZM86 261V260H85ZM121 262H122V260H120ZM209 261V260H208ZM55 262V261H54ZM57 262H59V261H57ZM88 262V261H87ZM111 262V261H110ZM193 262H195V261H193ZM42 263V262H41ZM94 263V262H93ZM98 263V262H97ZM96 263V264H97ZM101 264H102V262H100ZM45 264H47V263H45ZM48 264H49V262H48ZM104 264V263H103ZM188 264V263H187ZM191 264V263H190ZM196 264V263H195ZM199 264V263H198ZM202 264V263H201ZM256 264V263H255Z\"/></svg>",
    "mask_w": 264,
    "mask_h": 264
},
{
    "label": "flooded vegetation",
    "instance_id": "af4514ba",
    "mask_svg": "<svg viewBox=\"0 0 264 264\" xmlns=\"http://www.w3.org/2000/svg\"><path fill=\"white\" fill-rule=\"evenodd\" d=\"M186 13L187 12H180L178 15H174L172 22H170V24H169V28H170L169 30L172 33V36H174L176 33H185L187 35L191 34V36L200 37L202 42L198 41V39H195L196 41L191 42L190 44L187 45L186 43L174 41V45L162 44V45H159L158 48L155 49V50H160L163 48H170V52L165 53V54L163 53L162 56L163 57H176L173 61L179 59L177 57H178V54L181 52L182 49L193 48V50H195L194 52H196L199 49L201 50L203 45L207 46L208 43L209 44L220 43L218 35L216 36L217 33L215 32V29H214V28H216L215 27L216 24L218 25V22H216L217 20L213 21V19L211 18L212 21L209 24V22L207 21V18H203L202 13H200V15H199L200 17H198V18H194L193 15H190L188 13L186 14ZM192 21H194V22H192ZM219 25H222V24H219ZM153 28H154V26H153ZM202 34H203V36H202ZM154 35L155 34H153V37H154ZM129 37L132 40V46L143 47L144 43L147 42V40H148L145 37V33H143V31L131 33V34H129ZM156 39H158L159 41L162 40L160 38H156ZM245 43L246 42H244L242 47H241L243 49V51H246L245 48L248 46V44L246 45ZM152 46H154V44ZM144 48H146V47H144ZM236 48H235V51H236L237 56H235V60H237V58H239V56H240V52L238 50H236ZM198 60L201 61L200 64H202L204 67L208 66V64H209L207 61V58H205V57H199Z\"/></svg>",
    "mask_w": 264,
    "mask_h": 264
},
{
    "label": "crops",
    "instance_id": "0c3cea01",
    "mask_svg": "<svg viewBox=\"0 0 264 264\" xmlns=\"http://www.w3.org/2000/svg\"><path fill=\"white\" fill-rule=\"evenodd\" d=\"M160 50H161V49H160ZM160 50H159V51H160ZM183 56H185V57H186V56H188V55L186 54V55H183Z\"/></svg>",
    "mask_w": 264,
    "mask_h": 264
}]
</instances>
